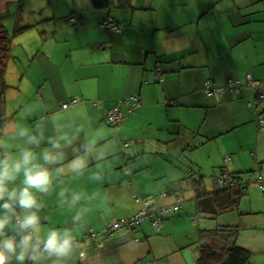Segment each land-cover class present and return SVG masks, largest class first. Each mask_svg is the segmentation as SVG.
<instances>
[{
  "label": "crops",
  "instance_id": "1",
  "mask_svg": "<svg viewBox=\"0 0 264 264\" xmlns=\"http://www.w3.org/2000/svg\"><path fill=\"white\" fill-rule=\"evenodd\" d=\"M59 1L66 5L62 17L76 27L66 39L78 41L58 54L39 49L46 72L26 81L21 75L13 90L8 85L0 140L13 154L32 149L40 163L46 150L61 157L46 165L52 183L47 192L33 190L39 207L32 209L41 218L39 236L49 229L71 234L72 251L60 264H197L201 232L211 230L198 217L212 202L202 193L215 192L214 180L232 175L241 181L232 190L242 195L215 222L236 226L248 264H264V127L257 126L264 101L256 104L257 91L264 93V0H134L131 9L109 10L89 0H0V15L12 3L37 11ZM46 15L37 22L56 17ZM104 20L120 31H106ZM24 55L30 64L32 57ZM157 67L162 83L154 78ZM247 75L257 90L243 87L237 97L227 89L212 96L203 90L207 80L225 87L228 79L244 83ZM131 96L140 99L136 113L119 129L106 125L107 111ZM70 100L75 104L62 109ZM127 141L133 144L124 146ZM78 159L82 166L73 169ZM22 179L9 188L22 187ZM184 190L192 197L183 200ZM133 195L156 208L179 199L181 209L165 217L160 230L144 221L85 244L88 230L101 232L140 210ZM7 214L6 233L15 236V217ZM56 259L42 257L41 264Z\"/></svg>",
  "mask_w": 264,
  "mask_h": 264
},
{
  "label": "clouds",
  "instance_id": "2",
  "mask_svg": "<svg viewBox=\"0 0 264 264\" xmlns=\"http://www.w3.org/2000/svg\"><path fill=\"white\" fill-rule=\"evenodd\" d=\"M58 148L59 144H54ZM10 146L0 140V264H11L15 259L18 264L32 260L33 264H41L42 257H56L53 264H60V258L68 256L73 247V238L65 230L49 229L43 236L41 232V218L36 211L38 208L35 192H47L52 183L49 167L57 163L61 157L50 151L42 153L43 163L38 162V155L30 148L22 149L18 154L10 152ZM82 161L75 160L71 167L78 169ZM22 175V187L9 188V183L14 182ZM79 197H74L78 200ZM23 209V213L16 215L14 207ZM13 213L16 224V235H8L6 229L12 223V218L7 213ZM79 217H76L78 219ZM34 236L36 239L34 240ZM19 237V239H17ZM40 245H43L41 248Z\"/></svg>",
  "mask_w": 264,
  "mask_h": 264
},
{
  "label": "rangeland",
  "instance_id": "3",
  "mask_svg": "<svg viewBox=\"0 0 264 264\" xmlns=\"http://www.w3.org/2000/svg\"><path fill=\"white\" fill-rule=\"evenodd\" d=\"M60 1L58 2V6L51 9L49 7H41L38 8L37 11H34L33 8H29L28 6H21L18 3H12V5L6 8V17L1 21L0 25L4 26L7 32L11 35L12 45L10 49V59L7 64L6 72H5V81L9 85L11 89H15V85H18V82L22 80L21 75H24V81L30 79V75H35L36 78L41 77L46 71L40 66V52L39 49L42 48H54L56 50V54L61 51L64 52L66 48L73 43H77L78 40L73 39L72 42L66 39L67 32L70 29H76L75 26H70L69 21H66L62 17L63 11L66 9L65 6H60ZM10 10L9 12H7ZM32 11V12H30ZM54 12L56 16L54 19L48 22H37L41 20V18L49 15V13ZM37 15H40L38 17ZM48 17V16H47ZM40 19V20H39ZM35 20V22H34ZM24 27H29L24 29ZM16 29H23L20 34H14ZM108 31V29H105ZM28 54L29 61H26V57L24 53ZM65 56H63L64 58ZM29 75V78H28ZM36 81V80H35ZM186 180V184H187ZM209 184V183H207ZM206 184V185H207ZM210 187V185H208ZM181 197L184 199L192 197L189 191L184 190L179 193ZM196 216V215H195ZM200 222L202 224L206 223L208 220L210 223L208 225V229H217L223 227H229L233 229L231 224L229 226L219 225L215 220L218 218L217 216L206 217L205 215L198 216ZM241 240L237 241V245L240 247Z\"/></svg>",
  "mask_w": 264,
  "mask_h": 264
},
{
  "label": "built area",
  "instance_id": "4",
  "mask_svg": "<svg viewBox=\"0 0 264 264\" xmlns=\"http://www.w3.org/2000/svg\"><path fill=\"white\" fill-rule=\"evenodd\" d=\"M101 26L111 31H120V27L109 20L102 21ZM154 75L155 81L157 83H162L164 81L159 67L156 68ZM245 85L250 89H257V85L255 84L251 75L246 76ZM242 87L243 84L238 80L236 81L233 79H228L227 81L226 89H228L230 94L233 96H238ZM224 89L225 88L223 87H217L213 85V83L210 81H206L203 85V90L208 96L218 94L221 95ZM257 94V100L264 101V93L258 92ZM75 102V100H70L68 103L63 104L61 108L66 109L70 105L75 104ZM139 106L140 99L137 96H131L127 99L115 102L113 107L106 113L105 124L112 128L119 129L125 124L130 116L136 113V110L139 108ZM251 106V103H247L248 108ZM257 126L261 130L264 127V119H258ZM131 144H133V141H127L124 143V146H129ZM228 161L229 158H225L226 164ZM257 181L262 184V177L260 176ZM213 183L217 189H231L239 188L241 186V181L238 178H232L228 176L218 177ZM133 198L135 202H139L141 204V208L136 214L109 222L106 224L105 229L101 232L88 230L84 236L85 244H87L89 241H99L109 238L126 229H137L144 221H149L155 230H160L163 226L165 217L169 216V214H175L181 209V200L179 199H177L175 203L169 207L156 208L152 206L147 200H141L135 195H133ZM19 209L22 210L20 207ZM40 247L42 248L43 245H40ZM80 255L82 256V254Z\"/></svg>",
  "mask_w": 264,
  "mask_h": 264
},
{
  "label": "trees",
  "instance_id": "5",
  "mask_svg": "<svg viewBox=\"0 0 264 264\" xmlns=\"http://www.w3.org/2000/svg\"><path fill=\"white\" fill-rule=\"evenodd\" d=\"M89 1L92 7L95 9L109 10L111 8L131 9L133 8L132 4L134 0H89ZM5 17H6L5 14L0 15V23ZM27 28L29 27H24V29ZM22 31L23 29H16L14 34H20ZM11 35L12 34H9L7 30L4 28V26L0 25V110L1 111L3 110L5 93L9 89V86L5 81V75H6L5 72L8 61L10 59V49L12 45ZM227 81H226V85H227ZM242 84L243 87H246L245 81ZM223 88L226 89V86ZM258 92L259 91H257V93ZM257 93H256V104L263 102L257 100V95H258ZM251 104L253 106V103ZM228 177L238 178L234 175ZM232 189L234 188L217 189L215 192H204L205 194L202 193V196L209 195L212 198V202L209 205H207V210L202 209V212L205 213L206 217L216 216L218 214L232 210L237 206L239 198L242 195V191L241 192L233 191ZM201 233H202V237L198 247L199 257L197 260V264H248L249 263V259H250L249 251L237 245L238 231L236 230V228L233 227V229H231L229 227H223L214 230L212 229L203 230Z\"/></svg>",
  "mask_w": 264,
  "mask_h": 264
}]
</instances>
